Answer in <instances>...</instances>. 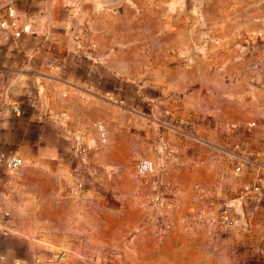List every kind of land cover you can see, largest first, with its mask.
Masks as SVG:
<instances>
[{
  "label": "crops",
  "instance_id": "1",
  "mask_svg": "<svg viewBox=\"0 0 264 264\" xmlns=\"http://www.w3.org/2000/svg\"><path fill=\"white\" fill-rule=\"evenodd\" d=\"M13 7L0 264H264V0Z\"/></svg>",
  "mask_w": 264,
  "mask_h": 264
},
{
  "label": "built area",
  "instance_id": "2",
  "mask_svg": "<svg viewBox=\"0 0 264 264\" xmlns=\"http://www.w3.org/2000/svg\"><path fill=\"white\" fill-rule=\"evenodd\" d=\"M15 0H6V4L3 6L4 14L0 17V30L4 35H10L13 38H19L24 34H28L30 32V24L28 22H21L19 17L17 16L13 2ZM98 131L100 134V138L104 140V130L101 125H98ZM22 160L19 157H10L8 160L5 161V167L14 172L18 170L22 165ZM238 170V169H237ZM137 174L140 177H149L155 174V167L153 164L145 159H141L137 162L136 165ZM245 192H258V186H246L243 188ZM223 221L226 224H230V219L226 216L223 217ZM171 228V224L167 222L165 219H162L158 222L157 231L159 235H164L168 232ZM4 232L2 225L0 224V238ZM65 258V253L60 252L58 253L57 259L63 260ZM0 259H3L0 256Z\"/></svg>",
  "mask_w": 264,
  "mask_h": 264
},
{
  "label": "rangeland",
  "instance_id": "3",
  "mask_svg": "<svg viewBox=\"0 0 264 264\" xmlns=\"http://www.w3.org/2000/svg\"><path fill=\"white\" fill-rule=\"evenodd\" d=\"M138 94V93H137ZM139 94H140V92H139ZM139 94L137 95V97L139 96ZM146 160V159H145Z\"/></svg>",
  "mask_w": 264,
  "mask_h": 264
}]
</instances>
